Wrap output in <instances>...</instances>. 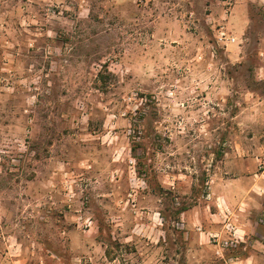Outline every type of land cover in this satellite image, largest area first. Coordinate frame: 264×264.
I'll use <instances>...</instances> for the list:
<instances>
[{
	"label": "rangeland",
	"instance_id": "1",
	"mask_svg": "<svg viewBox=\"0 0 264 264\" xmlns=\"http://www.w3.org/2000/svg\"><path fill=\"white\" fill-rule=\"evenodd\" d=\"M0 264H264V0H0Z\"/></svg>",
	"mask_w": 264,
	"mask_h": 264
},
{
	"label": "crops",
	"instance_id": "2",
	"mask_svg": "<svg viewBox=\"0 0 264 264\" xmlns=\"http://www.w3.org/2000/svg\"><path fill=\"white\" fill-rule=\"evenodd\" d=\"M217 207H218V209H220V211H221V206L219 205V202H218V204H217Z\"/></svg>",
	"mask_w": 264,
	"mask_h": 264
},
{
	"label": "trees",
	"instance_id": "3",
	"mask_svg": "<svg viewBox=\"0 0 264 264\" xmlns=\"http://www.w3.org/2000/svg\"><path fill=\"white\" fill-rule=\"evenodd\" d=\"M179 214H181L180 212L179 213H177V217H179Z\"/></svg>",
	"mask_w": 264,
	"mask_h": 264
}]
</instances>
